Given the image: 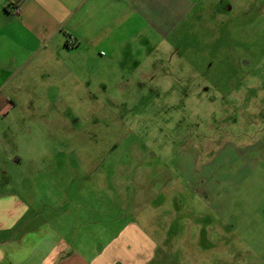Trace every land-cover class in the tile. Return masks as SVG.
<instances>
[{"label": "rangeland", "instance_id": "374dc122", "mask_svg": "<svg viewBox=\"0 0 264 264\" xmlns=\"http://www.w3.org/2000/svg\"><path fill=\"white\" fill-rule=\"evenodd\" d=\"M181 1L167 39L136 21L118 57L76 58L67 91L0 121V162L69 161L94 192L116 175L117 203L134 186L172 223L171 264H264V0Z\"/></svg>", "mask_w": 264, "mask_h": 264}, {"label": "crops", "instance_id": "0c3cea01", "mask_svg": "<svg viewBox=\"0 0 264 264\" xmlns=\"http://www.w3.org/2000/svg\"><path fill=\"white\" fill-rule=\"evenodd\" d=\"M186 9L181 0H0V121L40 104L43 91L48 100L58 85L67 91L76 58L118 57L125 36L141 39L136 21L167 39ZM12 166L13 176L0 162V264H171L173 225L141 204L134 186L117 203L124 187L113 188L117 176L104 170L94 192L92 171L69 161L43 168L16 158ZM166 187L150 182L149 196L163 201Z\"/></svg>", "mask_w": 264, "mask_h": 264}, {"label": "built area", "instance_id": "2783aa9c", "mask_svg": "<svg viewBox=\"0 0 264 264\" xmlns=\"http://www.w3.org/2000/svg\"><path fill=\"white\" fill-rule=\"evenodd\" d=\"M71 43H72V40L69 41V44H71Z\"/></svg>", "mask_w": 264, "mask_h": 264}]
</instances>
